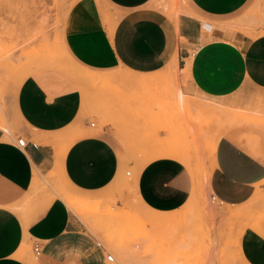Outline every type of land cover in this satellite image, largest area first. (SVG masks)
Wrapping results in <instances>:
<instances>
[{
	"label": "crops",
	"instance_id": "crops-1",
	"mask_svg": "<svg viewBox=\"0 0 264 264\" xmlns=\"http://www.w3.org/2000/svg\"><path fill=\"white\" fill-rule=\"evenodd\" d=\"M87 2L74 8L63 34V49L75 65L150 75L174 63L188 68L191 84L210 98L250 89L264 93V0H99L118 16L112 32L82 27L101 12ZM173 3L176 16L169 13ZM36 71L6 101L11 127L0 124V264H29L16 256L24 243L42 247L37 264H107L100 242L53 189L39 185L50 177L90 195L117 180L123 163L113 140L85 110L77 84L59 70ZM256 133L243 125L220 138L208 181L211 196L232 205L253 196L264 180V148L248 137ZM17 137L26 146H18ZM134 182L139 199L163 213L185 206L196 188L189 166L173 157L135 168ZM253 238L249 233L245 239L246 253L264 264V247L254 246Z\"/></svg>",
	"mask_w": 264,
	"mask_h": 264
},
{
	"label": "rangeland",
	"instance_id": "rangeland-1",
	"mask_svg": "<svg viewBox=\"0 0 264 264\" xmlns=\"http://www.w3.org/2000/svg\"><path fill=\"white\" fill-rule=\"evenodd\" d=\"M84 2L0 0V124L11 127L6 101L27 75L59 70L83 92L85 110L113 140L123 163L117 180L90 195L55 184L50 177L40 182V189L51 188L63 201L69 196L79 204L76 211L67 206L81 227L114 255L107 264H255L246 253L245 239L250 233L254 246L264 247V180L238 205L213 200L208 181L220 136L229 130L243 125L256 129L248 137L264 148V93L250 89L216 100L199 93L174 63L168 66L171 71L167 67L153 73L157 82L144 86L133 81L146 75L122 67L91 70L75 65L63 49V34L77 14L74 8ZM89 2L101 12L82 27L106 26L112 32L115 12L99 0ZM170 7L176 16L174 3ZM176 84L187 93L186 105L175 100ZM160 157L185 162L196 180L191 199L174 212L150 209L135 190V168ZM120 245L126 255L118 252ZM32 247L24 243L16 256L37 264Z\"/></svg>",
	"mask_w": 264,
	"mask_h": 264
},
{
	"label": "bare ground",
	"instance_id": "bare-ground-1",
	"mask_svg": "<svg viewBox=\"0 0 264 264\" xmlns=\"http://www.w3.org/2000/svg\"><path fill=\"white\" fill-rule=\"evenodd\" d=\"M166 8V7H165ZM59 46V45H58ZM61 51V50H60ZM63 51V50H62ZM174 64H173V66H171V67H173L174 68ZM170 67V66H169ZM169 67L166 69L167 71H171V70H169ZM178 67V66H177ZM172 68V70H174ZM179 70V72L181 73V74H183L184 72H186L187 73V75H188V68L187 69H178ZM169 73V72H168ZM153 74H150L149 76H148V74L146 75L147 77H145V78H141V79H138V80H134L133 82H135V83H137V84H141V85H151V84H154L155 82H157V77L155 76V75H153ZM178 76H179V74H178ZM130 78V77H129ZM178 79V78H177ZM175 100H176V102L179 104H185L186 105V103H187V93L185 92V90L179 85V84H176V87H175ZM230 107V106H229ZM217 108V107H216ZM225 108H226V106H225ZM213 109H214V107H213ZM217 109H219V108H217ZM222 109V108H221ZM215 110V109H214ZM215 113V112H214ZM239 117V116H238ZM239 119H240V117H239ZM248 118H243V119H240V120H247ZM1 120V119H0ZM240 120H238V121H240ZM4 127V126H3ZM6 127V126H5ZM4 127V128H5ZM224 127V126H223ZM230 128V127H229ZM232 128V127H231ZM5 129H7V128H5ZM220 137H222V135L220 136ZM219 138V137H218ZM64 201H65V203L72 209V210H74V211H76V207L79 205L73 198H71V197H69V196H67L66 198H64ZM221 203H223L222 201H221ZM222 212V211H221ZM117 243V242H116ZM119 243H117V245H118ZM116 248V247H115ZM118 252L120 253V252H122L123 254L125 253V249H124V247H121V245L120 246H118ZM127 252H129V251H127ZM125 255H126V253H125ZM127 259V258H126ZM130 259V258H129ZM127 261H128V259H127ZM129 263H130V261H129Z\"/></svg>",
	"mask_w": 264,
	"mask_h": 264
},
{
	"label": "built area",
	"instance_id": "built-area-1",
	"mask_svg": "<svg viewBox=\"0 0 264 264\" xmlns=\"http://www.w3.org/2000/svg\"><path fill=\"white\" fill-rule=\"evenodd\" d=\"M94 124V123H93ZM16 141H17V144H18V146H20V147H24V146H26V139L24 138V137H17V139H16ZM35 146H37L36 144H34ZM128 175H129V173H128ZM212 197V199L213 200H216L217 198L215 197V196H211ZM104 250H105V252L107 253V255H106V259L108 260V261H114L115 260V257H114V255L113 254H111V253H109L107 250H106V248H105V246H103L101 243H98ZM41 252H42V247L40 246V244L39 243H34V245H33V254H34V257H35V259H38L39 257H40V255H41Z\"/></svg>",
	"mask_w": 264,
	"mask_h": 264
}]
</instances>
